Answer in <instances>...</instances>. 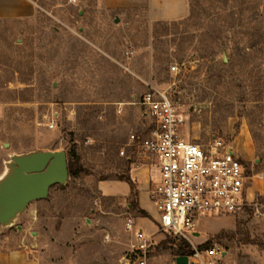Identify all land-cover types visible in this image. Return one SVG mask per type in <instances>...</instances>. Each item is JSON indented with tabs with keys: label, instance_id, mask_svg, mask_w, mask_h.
I'll return each instance as SVG.
<instances>
[{
	"label": "rangeland",
	"instance_id": "rangeland-1",
	"mask_svg": "<svg viewBox=\"0 0 264 264\" xmlns=\"http://www.w3.org/2000/svg\"><path fill=\"white\" fill-rule=\"evenodd\" d=\"M33 1L34 19L0 23V186L15 159L40 152L75 149L82 170L0 223V247L39 240L53 260L123 264L133 219L152 237L149 264H176L182 240L139 212L138 183L120 154L146 126L133 103L153 87L172 93L184 137L235 148L264 204V0H188L184 18L163 23L150 0ZM125 177L134 191L111 194ZM198 226L195 243L227 251L224 264H264V221L208 217Z\"/></svg>",
	"mask_w": 264,
	"mask_h": 264
},
{
	"label": "built area",
	"instance_id": "built-area-1",
	"mask_svg": "<svg viewBox=\"0 0 264 264\" xmlns=\"http://www.w3.org/2000/svg\"><path fill=\"white\" fill-rule=\"evenodd\" d=\"M133 104L141 108L146 126L130 133L120 154L132 167L149 165L158 172L150 190L159 213L157 230L189 245V264H224L230 258L227 251L195 243L200 236L198 223L227 216L264 221V204L252 187L256 175L250 174L247 161L224 140L203 144L184 137V118L169 89L153 87ZM124 106L118 104V114ZM54 126L52 120L49 127ZM126 230L134 241L123 264H149L152 237L133 219L128 220Z\"/></svg>",
	"mask_w": 264,
	"mask_h": 264
},
{
	"label": "crops",
	"instance_id": "crops-1",
	"mask_svg": "<svg viewBox=\"0 0 264 264\" xmlns=\"http://www.w3.org/2000/svg\"><path fill=\"white\" fill-rule=\"evenodd\" d=\"M155 1V0H154ZM152 6V17L156 21H172L184 18L188 13V0H158V6L161 8L159 13L155 12L153 0H150ZM38 8L33 0H0V23L6 21H28L36 17ZM154 167L142 165L132 167L131 178L138 183V203L141 210L148 213L156 221L157 216L153 213L156 206L151 198V180L158 178ZM120 185H113L111 194L123 195L128 197L131 192L130 185L127 182H120ZM147 219V218H141ZM38 234L39 233H34ZM41 242H29L18 248L0 247V264H70L68 255L63 254L53 260L51 255L42 252Z\"/></svg>",
	"mask_w": 264,
	"mask_h": 264
},
{
	"label": "water",
	"instance_id": "water-1",
	"mask_svg": "<svg viewBox=\"0 0 264 264\" xmlns=\"http://www.w3.org/2000/svg\"><path fill=\"white\" fill-rule=\"evenodd\" d=\"M69 177L64 151L40 152L15 159L14 174L0 186V223L12 222L29 203L46 199L51 187L65 184ZM188 262L187 256L176 259V264Z\"/></svg>",
	"mask_w": 264,
	"mask_h": 264
},
{
	"label": "trees",
	"instance_id": "trees-1",
	"mask_svg": "<svg viewBox=\"0 0 264 264\" xmlns=\"http://www.w3.org/2000/svg\"><path fill=\"white\" fill-rule=\"evenodd\" d=\"M159 22H162V21H159ZM162 23H163V22H162ZM67 157H68L69 175H70L71 177H73V178H77V177H79L82 169H81V167H79V156H78L76 150H75V149H72V150L69 152V154L67 155ZM123 180H124L125 182H127V183L130 185L131 189L134 191L135 187H134V184H133L131 178H130V177H125ZM133 205H134V203H133ZM139 212H140L143 216L148 215L147 212H145V211H143V210H141V209H139ZM221 237H222V235H221ZM221 237H220V238H221ZM247 242H250V240L248 239ZM209 244H210V243L207 242L206 244L202 245V247H203V246L206 247V246L209 245ZM204 247H203V248H204ZM187 248H189V245H188L185 241L180 242L179 247H178V253H179L180 255H182V256H188L190 250L187 249Z\"/></svg>",
	"mask_w": 264,
	"mask_h": 264
}]
</instances>
